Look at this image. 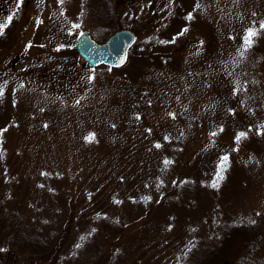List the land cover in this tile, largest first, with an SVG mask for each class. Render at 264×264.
Returning <instances> with one entry per match:
<instances>
[{"label":"rangeland","instance_id":"374dc122","mask_svg":"<svg viewBox=\"0 0 264 264\" xmlns=\"http://www.w3.org/2000/svg\"><path fill=\"white\" fill-rule=\"evenodd\" d=\"M12 1L0 15V221L17 213L53 233L49 256L10 252L15 264H191L238 224L253 235L229 260L264 264V0ZM122 29L135 35L122 67L78 55L80 32L101 43ZM6 238L0 227L3 254Z\"/></svg>","mask_w":264,"mask_h":264},{"label":"trees","instance_id":"16d2710c","mask_svg":"<svg viewBox=\"0 0 264 264\" xmlns=\"http://www.w3.org/2000/svg\"><path fill=\"white\" fill-rule=\"evenodd\" d=\"M190 188L191 187L184 182H177L174 185L173 190L175 193L182 194L190 191ZM171 196L172 195L167 197L164 200V203L170 202L169 199ZM5 213L6 212L2 208L0 211V219ZM5 216L6 217L3 219L2 223L0 221V227L4 234H6L8 251L15 254V252L19 251L35 252L37 250H44L43 252L47 253L48 256L51 254L52 251L49 249L51 242H49V240L53 236L52 232L48 235H42L39 229L29 225V223L17 213L7 214ZM104 225L109 226L113 231L119 228L116 223L114 225V223L110 224L107 221H104ZM250 228L251 227L248 224L222 227L219 230V236L216 238L214 243L207 244V248H204L203 256L200 257L194 253L196 256H191L189 258L190 262L194 261L191 264H263L261 261L250 258V256L246 253L235 262L229 260V258H232L235 251H237L240 247L245 248V244L249 241V237L253 235ZM243 241L246 243H243ZM237 244L238 247H234V245L237 246ZM241 248L240 250H243Z\"/></svg>","mask_w":264,"mask_h":264},{"label":"water","instance_id":"95a60500","mask_svg":"<svg viewBox=\"0 0 264 264\" xmlns=\"http://www.w3.org/2000/svg\"><path fill=\"white\" fill-rule=\"evenodd\" d=\"M83 33V35H81ZM135 35L129 30H117L104 42H96L86 32H80L75 42L77 53L89 66L107 65L119 68L128 59L129 48L133 45ZM123 61V62H121ZM16 65V61L9 67Z\"/></svg>","mask_w":264,"mask_h":264},{"label":"snow or ice","instance_id":"6c2138e0","mask_svg":"<svg viewBox=\"0 0 264 264\" xmlns=\"http://www.w3.org/2000/svg\"><path fill=\"white\" fill-rule=\"evenodd\" d=\"M59 2L63 3V0H59ZM191 18H192V14L190 13L189 16H188V19H191ZM9 21H11V17H9ZM73 27L74 28H78L79 25H73ZM259 27H260V29H264V22H261ZM3 29H4V25H0V34H3ZM184 31H186V29ZM181 34H183V33H181ZM81 35H83V33H81ZM256 35H257V31H256L255 28H250V29H248L246 31L245 36L243 37V40H244L243 48L245 50H247L248 48L251 47L252 42H253V38ZM172 42H174V40ZM57 50H59V49H57ZM243 54L244 53L241 52V55H243ZM121 62H123V61H121ZM94 79H95L94 75L88 77L89 82H91ZM0 94H2V92H0ZM77 103H79V101H77ZM170 115L173 116V118H175V114L174 113H170ZM137 118L139 119V117H137ZM220 131H223V129L221 128ZM258 134H264V132H258ZM210 135L215 136V135H217V133L216 132H212V133H210ZM246 136H247L246 132L238 133L237 136L235 137V140H236L237 143H239L241 141V139L242 138H246ZM86 139L89 140V141L93 140L94 139V134H90L88 137H86ZM165 139H167V137ZM156 147H160V145H156ZM227 161H228V157L227 156L221 157V162H220V164L217 167L216 177L212 181V185H211L212 187L218 188L219 184H220V181H222L224 179L223 173L226 170ZM164 163H165V166H167L168 164L171 163V161L165 160ZM145 199H148V198H145ZM77 247H80V245H77Z\"/></svg>","mask_w":264,"mask_h":264},{"label":"flooded vegetation","instance_id":"af4514ba","mask_svg":"<svg viewBox=\"0 0 264 264\" xmlns=\"http://www.w3.org/2000/svg\"><path fill=\"white\" fill-rule=\"evenodd\" d=\"M2 1L3 0L0 1V15H6V13H7L6 7H8L10 5V3L13 1L12 0H5L3 2ZM13 67H15V66H13ZM13 67H9V64H8V68H13ZM5 73H6L5 70L1 69V66H0V79L2 77H4ZM10 259H12L11 264H15L16 259H15L14 255H13V257L11 256L10 251L6 250L5 254L0 252V264H10Z\"/></svg>","mask_w":264,"mask_h":264}]
</instances>
